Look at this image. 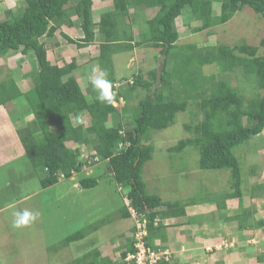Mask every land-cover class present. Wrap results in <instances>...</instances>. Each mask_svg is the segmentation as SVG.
<instances>
[{
	"label": "trees",
	"instance_id": "trees-1",
	"mask_svg": "<svg viewBox=\"0 0 264 264\" xmlns=\"http://www.w3.org/2000/svg\"><path fill=\"white\" fill-rule=\"evenodd\" d=\"M14 1L7 0L11 6L5 8L4 19H0V57L8 60L19 54L29 56L38 66L33 73V87L28 91H21L13 79L0 81V107L7 109L9 118L13 115L11 103L14 101L22 102L18 109L22 112L24 108L26 113H21L22 117L33 116L27 127L19 132L23 154L18 158L17 169L25 166L24 172L32 174L40 189L46 192L59 182L61 175L69 179L82 173L85 165H102L103 169H95L96 176H84L79 180L80 188L97 187L102 176L97 172H106L121 191H126L127 203L115 212L112 221L104 219L90 229L92 235L102 225L115 220L117 225L126 223L127 227L117 236L126 240L119 249L122 257L119 261H115L113 254L104 256L97 241H89L84 250L75 249L79 245L75 242L88 234L83 230L64 240L66 246L73 243L72 253L69 249L65 252L70 253H64L65 260L61 259L64 254L59 253L63 248L51 249L53 259L55 256L57 259H52L49 264H132L123 260L127 253L135 252L133 238L129 234L134 233L136 227L128 221L131 217L129 209L136 211L141 219H146L148 236L145 243L152 248L155 247L154 239L161 237L165 228L161 223L154 225L156 218H186L183 225L198 224L197 216L189 217L185 209L201 203H213L216 211L207 214H218L225 221V200H239L238 212L232 218L237 222V230H251L252 227L246 223L254 218L256 207L246 209L242 204L240 159L236 149L251 142L264 129V93L257 92H264V36L257 45H248L244 39L233 45L218 43L204 48L200 41L179 45L180 33L175 21L187 8L193 21L199 23L190 26V34L205 32L209 36L214 28L227 24L246 7L264 19V0H112L113 10L100 15L99 23L93 21L92 0H18V6L11 4ZM139 6L157 8L135 45L147 44L164 56L160 71H149L148 79H144L141 73L134 75L131 85H123L116 94L113 93L115 102L120 97L124 99L121 111L113 105L99 102L97 92L92 93V101L89 102L80 82L72 75L77 67L76 57L52 63L48 60L47 48L50 46L53 50L59 46L58 38L61 37L71 49L75 45V51L81 50L93 43L95 25L105 34V42L117 41L118 36L113 33L116 28L113 17L126 15L129 9ZM79 29L84 37L72 38L69 33ZM131 39L128 37L126 41L131 42ZM107 50V43L100 45L99 51L106 53ZM101 53V58H104L105 53ZM208 65H215L218 71L204 75L201 69ZM232 81L236 82L235 86ZM248 82L254 85L256 94L252 97L241 93V86ZM87 87L89 90V84ZM138 88L146 91L147 96L138 102L133 124L126 129L124 124L128 120L124 113L128 103L137 97L133 94ZM189 102L192 105L198 102L203 119L197 124L192 120L185 122L179 134L174 133L176 116L180 113L187 116ZM84 115H87L88 125ZM120 115L124 117L123 122ZM82 147L94 152L90 156L91 162L83 160ZM191 147L198 153L194 161H190L192 159L186 150ZM155 155H163L167 161L163 159L161 162L168 163L175 175L186 179L191 195H180L178 188L179 198L166 204L158 193L147 191L144 168L158 164ZM188 162L194 165L189 170L186 168ZM221 170L229 171L223 186L226 190L218 188V184L215 187L213 176H221ZM251 173H255L253 169ZM180 184L183 183L179 181V187ZM257 188L252 187L249 196L255 202L259 200L255 198ZM20 197V192L14 193L15 199ZM12 198L9 192L0 195V209L12 202ZM184 199H188L190 204L179 203ZM253 221V228L264 227V219ZM214 222L211 216L205 223L214 226ZM162 239H166L164 234ZM257 260L264 263V252ZM161 264L168 263L163 261Z\"/></svg>",
	"mask_w": 264,
	"mask_h": 264
},
{
	"label": "rangeland",
	"instance_id": "rangeland-1",
	"mask_svg": "<svg viewBox=\"0 0 264 264\" xmlns=\"http://www.w3.org/2000/svg\"><path fill=\"white\" fill-rule=\"evenodd\" d=\"M8 2L7 0L0 2L1 20L4 19L3 11L5 8H9L11 6ZM95 2L99 1L96 0ZM12 3L17 6L19 5L18 0L11 2V4ZM98 8L99 6H96L93 9V18H95ZM109 8H112L111 5ZM155 12L156 9H147L141 15H132L135 21V24L132 25V34H135L136 36L134 41H139L138 35L143 32L144 27L147 24L145 20L152 17ZM175 22L180 33V39L178 42L179 45L200 41V43H202L200 46L204 48L218 43L233 45V43H236L241 39H244L248 45H257L259 40L264 36V19L258 17L248 7L244 8L241 12L236 13L227 24L214 28L212 30L213 34L209 36L205 34V32L190 34V26L194 27V25H199V23L193 21L187 8L182 10V14ZM128 27L129 26L124 23L123 28L119 30V33L123 30L125 37L128 36L131 38V31ZM95 30H98V26L95 27ZM69 34L74 39H81L84 36L80 29L72 31ZM95 39L97 41L101 40L100 33H98V36H96ZM58 43L59 46L53 50H50V46L47 48V57L50 61H52V63L54 60L58 61L60 58H62V60H68L72 57H76V63L79 62L77 57L78 55L75 53V45V47L72 46L71 49L68 47L67 41L65 39H61V37L58 38ZM131 49L132 47L121 44L112 47V51L119 53L117 56L125 54V58L130 54ZM86 50V54L88 53L86 57H89L92 60L93 65L88 63L85 64L86 77H79V82L83 91L88 90L87 86L89 81L102 75L101 71L105 76L113 72L111 70V67H113V61L111 60L112 54L110 55L108 50L106 53L104 51H97V46L86 48ZM101 52L105 53L104 58H101ZM131 56L132 60L127 61V63H129L126 65L127 67L123 64L120 65V73L128 76L130 71H127V69H134L136 72H140L144 76V79H148L146 74L149 70L156 68L160 71L164 59V56L159 54L158 50L154 51L148 46L135 47L131 51ZM37 69V62H35V60L33 62L32 57L29 56L19 54L14 55L13 58H9L8 60L0 57V81L13 79L17 83L18 88L23 92L28 91L33 87V75ZM100 69L102 70L100 71ZM201 71L204 75H206L212 72L215 73L218 70L215 65H208L204 66ZM30 72L32 73L30 74ZM26 74H28L27 78H23ZM90 76L91 78H89ZM129 78L126 80H129ZM231 84L235 86L236 82L232 81ZM124 86L127 87V85ZM241 89V93L246 97H252L256 94L255 91H253V83L248 82L243 87L241 86ZM257 92L260 94L264 93L263 91ZM133 95L137 97L133 98L128 103V107L124 113L125 119L128 120L124 124L126 129L131 128L133 118L137 113V104L147 96V92L138 88ZM86 98L91 100L88 95ZM21 103V101H14L11 103V107L14 108L13 115L10 118L11 121L13 123H17V120L20 119L21 122L20 125L13 126L17 132H20L18 131V126L20 130H23L26 128L28 122L33 119L32 115L20 117L22 116L21 113H26L24 108H22V112L18 110ZM115 106L117 109H122L119 104H116ZM186 111L187 116L183 113L176 116L174 125L176 130L174 133L179 134V130L183 128L182 126H184L185 122L190 123V120H192V123L197 124L202 121L203 113L201 111V107H198V102H194L193 105L189 102ZM1 117H4L3 108H0V122L2 120ZM83 117L86 119V125H88L89 120L87 115H84ZM130 121L132 122L130 123ZM0 138H2V136H0ZM171 141H174V138L171 139ZM166 143H169V141L165 142V144ZM0 144L3 145L0 147V195L4 192L11 191L12 189L14 190L15 185L21 181L22 178H25L19 188H15L14 193H18V190H20V193H29L31 190L37 189L35 190L36 193L33 194L32 197L35 196L40 190L36 181H30V177L26 176L27 174L24 172L26 170L25 166H20V170L17 169V161L15 160L18 159L17 154L21 153L19 150V144H6L3 142H0ZM186 150L189 157H191L190 159H192L190 161L197 159L198 153L193 147ZM92 154L93 152L89 153L87 149L82 147L83 160H86L88 163L91 162L92 159L90 156ZM236 154L240 159L241 192L243 195L242 204L246 209H249L251 206L256 207L254 218L249 219L246 223L252 228L251 230L248 229L247 232L236 230L237 222L232 218V216L238 212L239 200H225V221L220 219L218 214H207L209 212L216 211L213 203L208 202L207 204L201 203L193 206H187L185 209L188 213L187 215L189 217L197 216L196 220L199 223L191 226L180 227L178 229H170V231L176 230L172 233V235H170L172 240L170 247L176 251L178 257L180 254H184L183 258L185 259L186 256L192 257L194 255V258L192 257L194 262L191 264H264L259 263L257 260L260 253L264 252V227L258 229L253 228L255 223L253 221L254 219H264V129L258 136H254L251 142H247L246 144L237 147ZM12 157L14 158L11 159ZM154 158L158 164H151L150 167L145 166L144 168V181L146 183L147 191L149 193H158L162 198V202H165L166 204L176 201L179 198V195H177L179 193L180 195H191L190 192H192V190L188 184H185L186 179L182 180L181 175H175V172L171 169V166H169L167 162L166 165L161 162L163 159L166 160L165 157L163 155H155ZM93 159L95 160L96 158ZM193 166V164L188 162L186 168L189 170L190 167ZM98 167L102 168V165H91L85 168L83 174L75 175L73 177L74 179L63 180L61 184L52 186L46 190V192L42 191L29 201L24 203L21 201L19 203L12 204L9 208L0 212V264H49L54 256L51 249L54 250L56 247L59 249L63 248L59 250L60 254L70 253L65 251L68 249L71 251L70 248H73V243L66 246V244L63 243L64 240L69 235L83 230L87 231L88 234H86L83 240L75 242L79 244L75 247V249L81 248L84 250L90 242L97 241L99 247L102 248L101 250L104 251L105 256L107 253L111 254L112 249L117 248L118 246L121 247L125 241L120 237L117 238V236L121 234L120 231H122V229L127 227L126 223L117 225V220H115L110 224L102 225L98 231L92 233V235L90 234V229L95 224L101 223L104 219H107V221H110L111 219L112 221L115 212L123 207L124 203H127L125 201L126 191H121L120 188L116 186L111 176L107 175L106 172H97L99 175L102 174L98 180L97 187L89 189L80 188L77 183L78 179H81L86 175L96 176L95 169ZM259 167L261 169H259ZM252 169L255 173H251ZM221 171V176H211H213L215 181V187H217L218 184V188L224 190V181L227 180L229 171ZM209 172L218 171L209 170ZM230 179L229 175L228 184ZM179 181L183 183L180 184L181 187H179ZM254 186L258 187L256 189L255 198H258L259 200H256V202L253 199L250 200L249 197L251 196V188ZM177 189L179 193L176 191ZM181 189L183 190V193ZM216 189L217 188H215L214 191H216ZM188 190L191 191L189 192ZM14 193H12V197L14 196ZM179 203L188 205L190 204V201L188 199H184L183 202ZM24 210L38 214L36 220L25 228H13L12 222L14 220L15 213L22 212ZM129 211L132 214L131 216L135 217L132 213V209H129ZM207 215L208 217L205 218ZM211 216L215 219L214 226H208L207 223H205ZM132 219L130 217V220L128 221L132 223ZM183 220H186V218L178 219V221L184 223ZM172 222L173 221L170 220V223ZM164 227L165 228L163 229L162 234L165 236L168 228L165 225ZM107 243L109 244L106 245ZM65 254L61 256V259L65 260ZM49 259L51 260L49 261ZM56 259L57 257L55 256L53 260ZM178 264L186 263L179 261Z\"/></svg>",
	"mask_w": 264,
	"mask_h": 264
},
{
	"label": "crops",
	"instance_id": "crops-1",
	"mask_svg": "<svg viewBox=\"0 0 264 264\" xmlns=\"http://www.w3.org/2000/svg\"><path fill=\"white\" fill-rule=\"evenodd\" d=\"M96 0H92V2H93V6H92V12H93V9L96 7V6H99V8L97 9V14L95 15V18H93V21L94 22H96V23H99V20H98V17L100 16V15H103V14H105V13H109V12H111L112 10H113V2H112V0H98L99 2H95ZM13 5H15L14 3H13ZM96 5V6H95ZM110 5H111V7L112 8H109L110 7ZM107 6V7H106ZM147 9H156V11H157V8H146V7H142V6H139L137 9H132V10H129V12L126 14V15H120V16H116V17H113V22H115L116 23V28H115V30H114V32L113 33H115L117 36H118V38H117V41H111V42H109V40H108V42H105L107 39H105V34L103 35V33H101L100 35H101V40L100 41H97L96 39V43H93V44H90V45H87V46H85V47H83V49H78V50H76L75 51V53H76V55H78L77 57H78V59H79V62L77 63V67H76V69L72 72V75L75 77V79H77L78 80V82H79V77H86V69H85V64H91V65H93V62H92V60H90V58L89 57H86V55L88 54H86V52H87V50H86V48H92V47H94V46H97L98 47V50L97 51H99V48H100V45L101 44H104V43H107L108 44V52L110 53V55L112 54V61H113V67H111V70L113 71L111 74H107V76H105V78H107L109 81H111V82H114L113 83V85H115V84H118V83H121V82H123V81H125L127 78H129V79H133V77H134V75H137V74H139L140 75V72H136L134 69H127V71H130V73L128 74V76H125V74H121L120 72V68H121V64H123V65H128L129 63H127V61H131L132 60V56H131V51L135 48V47H139V46H136L135 45V43L137 42V41H134V38L136 37L135 36V34L133 35L132 34V29H133V27H132V25L133 24H135V21H134V19H133V16L134 15H141L142 13H144L145 12V10H147ZM96 10V9H95ZM156 13V12H155ZM155 13L152 15V17L155 15ZM133 15V16H132ZM152 17H150L149 19H147V20H145V22H147L148 20H150ZM177 20V19H176ZM121 22V23H120ZM124 23L125 24H127L129 27H128V29L131 31V37H133V41L131 42V44H132V49L130 50V54L125 58L124 56H125V54H123L122 56L121 55H119V56H117L119 53H116L115 51H112V47H114V46H116V45H118V44H121V45H126L125 43H126V40H127V38H128V36H126L125 37V34H124V32H123V34H122V32L121 33H119V30H121L122 28H123V25H124ZM176 26H177V24H176ZM96 27V26H95ZM109 29L110 30H112V26L110 25V27H109ZM109 29H107V31H108V34H109V32H110V30ZM125 29H127V28H125ZM123 31V30H122ZM144 31V30H143ZM96 36H98V33H95V38H96ZM139 36V35H138ZM129 46V45H128ZM142 46H145V47H147L148 45L147 44H144V45H142ZM58 47V46H57ZM149 47V46H148ZM96 51V52H97ZM93 52H95V51H93ZM49 60V59H48ZM55 61V60H54ZM57 61V60H56ZM52 62V61H51ZM57 62H60V63H62V58H60V59H58V61ZM79 64V65H78ZM127 67V66H126ZM82 69V70H81ZM106 69V68H105ZM108 69V68H107ZM154 69H156V68H153V69H151V70H149V71H152V70H154ZM102 69H100V71H101ZM148 71V72H149ZM148 72H147V74H148ZM79 73V74H78ZM101 74H103L102 73V71H101ZM146 74V75H147ZM148 76V75H147ZM95 77V76H94ZM89 78H91V76L89 77ZM89 90H87V91H85V95L87 96H90V99L91 100H88L89 102H91L92 101V93H95L96 91L93 89V86L91 85L92 83H91V81H89ZM119 88H121V87H119ZM118 88V89H119ZM125 88V87H124ZM115 89V88H114ZM118 89H115L114 90V93L116 94L117 93V90ZM116 104H119L122 108L124 107V104H125V102H124V99H123V101H121V97L118 99V101L117 102H115V105ZM115 105H113L114 107H116ZM0 108H2V107H0ZM117 108V107H116ZM4 109V117H1V122H0V136H2V138H0V142H3V143H11V144H16V143H18L19 144V150H20V152L21 153H18L17 154V158H19L22 154H23V151H22V148H21V144H20V142H19V139H20V137H19V132H17L16 131V129H14V127L13 126H15V125H20L21 124V122H20V119H18L17 120V123H13L12 121H11V119L9 118V115H8V113H7V109L4 107L3 108ZM17 110V109H16ZM118 111H121L122 109H117ZM20 117H22V116H20ZM20 117H18V118H20ZM120 118H121V120H122V122H123V120H124V117H122V115H120ZM123 118V119H122ZM83 119H84V117H83ZM19 121V122H18ZM31 121V120H30ZM29 123V122H28ZM75 123V122H74ZM27 127V126H26ZM18 131H21L20 130V128H19V126H18ZM3 145L2 144H0V147H2ZM84 148V147H83ZM90 152H92V151H89V153ZM14 157H12L11 159H13ZM15 161H18V159L17 160H15ZM87 167H89V165H85L84 166V168L82 169V171L84 172V170H85V168H87ZM83 172L82 173H80V174H83ZM27 174V173H26ZM80 174H74L72 177H70L69 178V180L70 179H72L75 175H80ZM32 174H27L26 176L27 177H30L29 179H30V181L31 180H35L36 181V179H35V177H33V176H31ZM87 176V175H86ZM24 179L25 178H22V180L21 181H19L16 185H15V187H14V190H15V188H19V186L21 185V183L24 181ZM74 179V178H73ZM66 180V179H65ZM79 180L80 179H78V185H79ZM63 181V180H62ZM62 181H59V183H57V184H61L62 183ZM37 183V185H38V187H39V184H38V182H36ZM57 184H55V185H57ZM54 185V186H55ZM73 185V184H72ZM39 189H40V187H39ZM35 190H37V189H33V190H31L29 193H24V192H22V193H20L21 194V197L19 198V199H15L14 198V196H13V198H12V202H10V203H8L7 205H5L6 204V202L3 204V205H5V207L4 208H2V209H0V211H4V210H6L7 208H9L12 204H15V203H19V202H21L22 201V203H24V202H26V201H29L31 198H34L36 195H38V194H40L41 192H42V190L40 189L38 192H37V194L35 195V196H33L32 197V195L33 194H35L36 192H35ZM9 193H13V189L11 190V191H8ZM20 192V190H18V193ZM171 221H174V220H171ZM182 222L180 221V222H178L177 224H179L180 225V227H184V226H186V225H183V224H186V223H182ZM170 227H172V229H178V228H180V227H178V228H176V227H173V226H170ZM176 230H174V231H170V228H168V231H166V234H165V237H166V239L165 240H163L162 239V233H161V237H159V239L160 240H162L163 241V243H162V245H161V248H163V249H170L171 251H173V252H176V251H174V249L173 248H171L170 247V245L172 244V240H171V238H170V235H172V233H174ZM182 243H183V241H182ZM183 245H184V243H183ZM183 250V249H182ZM183 255L184 254H180V256L178 257V255H177V258H178V261H181V262H183V261H185V263L186 264H191L192 262H194L193 261V258H194V255L192 256V257H190V256H186L185 257V259L183 258ZM188 255H190V254H188ZM188 257V258H187ZM187 258V259H186ZM174 264H177V262H174Z\"/></svg>",
	"mask_w": 264,
	"mask_h": 264
},
{
	"label": "clouds",
	"instance_id": "clouds-1",
	"mask_svg": "<svg viewBox=\"0 0 264 264\" xmlns=\"http://www.w3.org/2000/svg\"><path fill=\"white\" fill-rule=\"evenodd\" d=\"M129 10H132V9H129ZM129 10L127 11V13L129 12ZM95 26L93 28V31H94L93 43H96L95 42L96 41L95 40V33L101 34L99 27H98V30H95ZM132 41H133V37L131 39V42ZM131 42L126 41L125 44L127 46L131 45V47H132ZM132 81H133V79L125 80V81L118 83V84H115L113 86L115 89H118L119 87H121L123 85H127V87H128V85H131L133 83ZM91 83H92L93 89L97 92L96 99L99 102L105 103L108 105H114L115 104V100H114V94L115 93H114V91L112 92L111 81H109L107 78H105V75L102 74L100 76H97L96 78L91 80ZM121 101H123L122 97H121ZM62 180H65L63 175H61L59 177V181H62ZM132 211H133L132 213L134 214L135 217L131 216V219L133 218L132 224L135 225L136 231L134 233L129 234V237L133 238V246L135 248V252L134 253H127L126 257L123 259L124 262L132 263V264H161V262L164 261L168 264H174V262H177V264H178L179 261L177 258V253L171 251L170 249L161 248L163 241L160 240L159 238L154 239V242H153V244L155 246L154 248L146 245L145 238L148 236L147 229H146V227H147L146 219L145 218L141 219L139 217V215L135 213L136 211H134L133 209H132ZM37 215L38 214L29 212L27 210H24L22 212H16L14 215V220L12 222V227L15 229L25 228L36 220ZM190 217H192V216H190ZM170 220H174V219L162 220V219L156 218L154 220V225H158L159 223H161L170 229H172V227H170L172 225L173 226L178 225L176 228L180 227L179 224H177L180 221L174 220L172 223H170ZM183 221L185 222L186 220H183ZM125 243H126V240H125ZM124 244H123V246H124ZM119 249H120V247L118 246L117 248H114L111 251L112 253L110 255L113 254V257H115V261L116 260L119 261L122 258L120 255ZM183 262H185V261H183Z\"/></svg>",
	"mask_w": 264,
	"mask_h": 264
}]
</instances>
